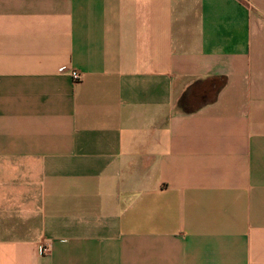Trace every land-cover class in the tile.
I'll use <instances>...</instances> for the list:
<instances>
[{"label":"crops","instance_id":"1","mask_svg":"<svg viewBox=\"0 0 264 264\" xmlns=\"http://www.w3.org/2000/svg\"><path fill=\"white\" fill-rule=\"evenodd\" d=\"M0 264H264V0H0Z\"/></svg>","mask_w":264,"mask_h":264},{"label":"trees","instance_id":"2","mask_svg":"<svg viewBox=\"0 0 264 264\" xmlns=\"http://www.w3.org/2000/svg\"><path fill=\"white\" fill-rule=\"evenodd\" d=\"M226 83V76L216 75L194 79L187 89L178 96L176 110L181 113L193 112L216 100L220 89Z\"/></svg>","mask_w":264,"mask_h":264},{"label":"built area","instance_id":"3","mask_svg":"<svg viewBox=\"0 0 264 264\" xmlns=\"http://www.w3.org/2000/svg\"><path fill=\"white\" fill-rule=\"evenodd\" d=\"M62 70H65V68H62ZM71 74L74 80H79L81 78V73L78 70H73ZM49 247H50L49 241H45L43 243V248H42L43 252L49 251Z\"/></svg>","mask_w":264,"mask_h":264},{"label":"rangeland","instance_id":"4","mask_svg":"<svg viewBox=\"0 0 264 264\" xmlns=\"http://www.w3.org/2000/svg\"><path fill=\"white\" fill-rule=\"evenodd\" d=\"M181 95V94H180Z\"/></svg>","mask_w":264,"mask_h":264}]
</instances>
